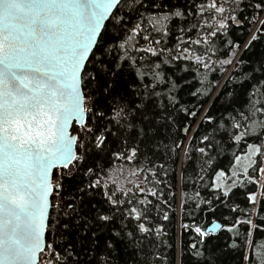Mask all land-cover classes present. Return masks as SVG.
I'll return each instance as SVG.
<instances>
[{
  "label": "snow or ice",
  "instance_id": "obj_1",
  "mask_svg": "<svg viewBox=\"0 0 264 264\" xmlns=\"http://www.w3.org/2000/svg\"><path fill=\"white\" fill-rule=\"evenodd\" d=\"M256 233L264 0H0V264H250Z\"/></svg>",
  "mask_w": 264,
  "mask_h": 264
},
{
  "label": "trees",
  "instance_id": "obj_2",
  "mask_svg": "<svg viewBox=\"0 0 264 264\" xmlns=\"http://www.w3.org/2000/svg\"><path fill=\"white\" fill-rule=\"evenodd\" d=\"M258 26V25H257ZM228 160H224V164H228ZM192 165H189V169H191ZM172 183L175 187L176 191V201H175V209H176V217L179 218L181 213V196L182 193L179 189V181L177 178L172 179ZM188 194L191 195V188L189 187L187 189ZM203 195H207L206 192L202 193ZM211 219V218H210ZM253 239V238H252ZM254 244L251 246V256H250V264H261V254H264V233H256L254 236ZM247 252V250H246ZM246 264V262H245ZM247 264H249V261H247Z\"/></svg>",
  "mask_w": 264,
  "mask_h": 264
},
{
  "label": "rangeland",
  "instance_id": "obj_3",
  "mask_svg": "<svg viewBox=\"0 0 264 264\" xmlns=\"http://www.w3.org/2000/svg\"><path fill=\"white\" fill-rule=\"evenodd\" d=\"M250 239H252V238H250ZM246 264H247V261H246Z\"/></svg>",
  "mask_w": 264,
  "mask_h": 264
},
{
  "label": "water",
  "instance_id": "obj_4",
  "mask_svg": "<svg viewBox=\"0 0 264 264\" xmlns=\"http://www.w3.org/2000/svg\"><path fill=\"white\" fill-rule=\"evenodd\" d=\"M210 226V225H209Z\"/></svg>",
  "mask_w": 264,
  "mask_h": 264
}]
</instances>
